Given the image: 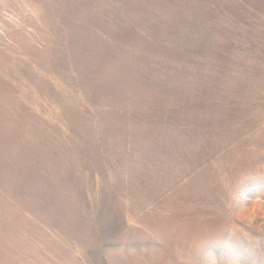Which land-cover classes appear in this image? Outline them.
<instances>
[{
	"label": "rangeland",
	"instance_id": "1",
	"mask_svg": "<svg viewBox=\"0 0 264 264\" xmlns=\"http://www.w3.org/2000/svg\"><path fill=\"white\" fill-rule=\"evenodd\" d=\"M0 264H264V0H0Z\"/></svg>",
	"mask_w": 264,
	"mask_h": 264
}]
</instances>
